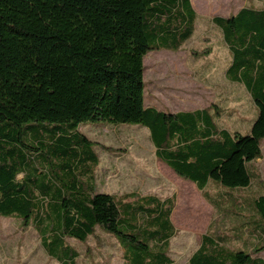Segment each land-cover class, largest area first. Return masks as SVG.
Wrapping results in <instances>:
<instances>
[{"label": "trees", "instance_id": "16d2710c", "mask_svg": "<svg viewBox=\"0 0 264 264\" xmlns=\"http://www.w3.org/2000/svg\"><path fill=\"white\" fill-rule=\"evenodd\" d=\"M196 17L191 0H0V215L37 226L49 256L74 264L66 238L85 241L99 228L116 238L125 264L172 262L173 197L97 191L98 155L79 124L146 127L155 156L200 191L250 185L247 163L264 138V8L212 18L231 55L225 76L258 110L249 134L219 127L214 103L176 112L144 104V55L177 51ZM46 122L56 125L39 128ZM253 209L258 246L233 249L206 232L189 264H264L254 256L264 250V193Z\"/></svg>", "mask_w": 264, "mask_h": 264}, {"label": "rangeland", "instance_id": "374dc122", "mask_svg": "<svg viewBox=\"0 0 264 264\" xmlns=\"http://www.w3.org/2000/svg\"><path fill=\"white\" fill-rule=\"evenodd\" d=\"M191 4L197 16L192 36L177 51L152 50L143 57L144 104L176 112L214 103L220 111L216 120L219 127L249 134L258 110L245 87L226 78L231 55L212 18L227 17L245 6L264 8V0H191ZM206 49L209 54L202 55ZM44 125L39 128L50 129L56 124ZM77 130L93 142L98 155L94 169L97 191L118 198L129 192L160 199L173 197L175 233L168 248L172 264H188L206 232L226 236L233 249L251 251L253 243L257 244L260 237L253 200L264 193V138L260 157L247 163L251 177L248 187L229 189L210 182L200 191L195 185L182 183L187 180L171 170L172 177L164 175L160 166L165 164L155 156L144 126L82 123ZM253 226L254 236L250 232ZM37 231V226L24 224L20 218L0 215V264H52L55 260L44 251ZM67 240L82 253L80 264H92L95 251H112L111 262L106 264H122L115 237L99 228L84 242ZM254 256L264 259V250L254 252Z\"/></svg>", "mask_w": 264, "mask_h": 264}, {"label": "crops", "instance_id": "0c3cea01", "mask_svg": "<svg viewBox=\"0 0 264 264\" xmlns=\"http://www.w3.org/2000/svg\"><path fill=\"white\" fill-rule=\"evenodd\" d=\"M243 85V84H242ZM198 109H200V108H198ZM195 110V109H194ZM162 162V161H161ZM162 164H165L164 162H162ZM162 166H164V167H162ZM160 168H161V170H162V172L164 173V175H165V173H168V174H166L165 176H169V177H172L171 176V171H173L168 165H161L160 166ZM169 168V169H168ZM171 170V171H170ZM174 172V171H173ZM175 173V172H174ZM176 174V173H175ZM178 175V174H177ZM179 176V175H178ZM181 177V176H180ZM183 178V177H182ZM184 180H187V181H182V183H184L185 185H195L196 186V184L194 183V182H192V181H190V180H188V179H185L184 178ZM196 188H197V186H196ZM198 189V188H197ZM199 190V189H198ZM99 192H101V191H99ZM127 194V193H126ZM173 209H174V207H173ZM173 209H172V211H171V214H170V221H171V223H172V225H173V219H172V215H173ZM95 232H96V230H95ZM94 232V233H95ZM104 232V231H103ZM106 233V232H105ZM92 236H94V235H92ZM174 236V235H173ZM172 236V237H173ZM88 237H90V236H88ZM87 237V238H88ZM171 237V238H172ZM67 238H69V237H67ZM67 238H66V242L69 244V245H71L69 242H68V240H67ZM170 238V239H171ZM170 239H169V243H170ZM115 240H116V238H115ZM86 241V240H85ZM117 241V240H116ZM80 242H84V241H80ZM117 243H118V241H117ZM75 250H76V253H77V256L74 258V260H73V263L74 264H80L81 263V261H82V253H80L79 252V250H77L73 245H71ZM199 246V245H198ZM197 246V247H198ZM197 249V248H196ZM195 249V250H196ZM118 250L119 251H117V252H119V254H120V258H121V263L122 264H125V259L123 258V248L121 247V245L118 243ZM194 250V251H195ZM45 251V250H44ZM95 251V250H94ZM193 251V252H194ZM193 252L190 254V256L193 254ZM47 254V253H46ZM112 254H113V252L112 251H107V252H105V253H103V254H101V253H99V252H92V264H106L109 260H110V258H111V256H112ZM48 255V254H47ZM49 256V255H48ZM190 256H189V258H190ZM49 257H51V256H49ZM52 259H54L55 261H52V264L53 263H55V264H65L66 263V261L68 260V259H56V258H54V257H51ZM171 258V257H170ZM189 258H188V264H189ZM110 262H111V260H110ZM51 263V262H50ZM173 263V260H172V262H171V264Z\"/></svg>", "mask_w": 264, "mask_h": 264}]
</instances>
